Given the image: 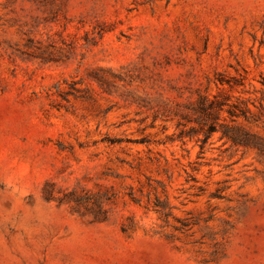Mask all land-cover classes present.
<instances>
[{
    "label": "rangeland",
    "instance_id": "374dc122",
    "mask_svg": "<svg viewBox=\"0 0 264 264\" xmlns=\"http://www.w3.org/2000/svg\"><path fill=\"white\" fill-rule=\"evenodd\" d=\"M0 264H264V0H0Z\"/></svg>",
    "mask_w": 264,
    "mask_h": 264
}]
</instances>
